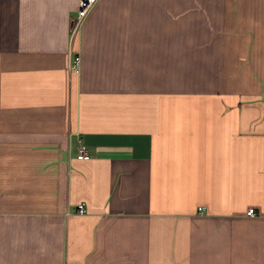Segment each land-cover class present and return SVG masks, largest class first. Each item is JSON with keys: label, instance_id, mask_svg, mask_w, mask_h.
<instances>
[{"label": "crops", "instance_id": "0c3cea01", "mask_svg": "<svg viewBox=\"0 0 264 264\" xmlns=\"http://www.w3.org/2000/svg\"><path fill=\"white\" fill-rule=\"evenodd\" d=\"M77 9L0 0V264H264V0Z\"/></svg>", "mask_w": 264, "mask_h": 264}, {"label": "built area", "instance_id": "2783aa9c", "mask_svg": "<svg viewBox=\"0 0 264 264\" xmlns=\"http://www.w3.org/2000/svg\"><path fill=\"white\" fill-rule=\"evenodd\" d=\"M97 0H78V9L76 11L75 16L71 19V34L75 35L76 31L82 22V20L85 18V16L88 14L90 8L94 5V3ZM80 66V57L77 54H74L72 57L69 67L71 70L78 71ZM77 156L79 158H88L90 156L89 150L87 146L79 140V143L77 145ZM77 210L79 212H84L86 210L85 204L83 202H80L77 204ZM247 214L253 215L255 214L254 208H248L246 211Z\"/></svg>", "mask_w": 264, "mask_h": 264}]
</instances>
